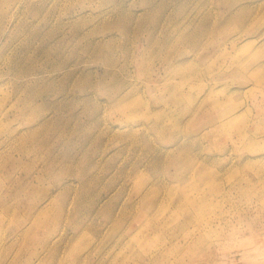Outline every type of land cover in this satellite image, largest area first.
Wrapping results in <instances>:
<instances>
[{
	"label": "rangeland",
	"instance_id": "obj_1",
	"mask_svg": "<svg viewBox=\"0 0 264 264\" xmlns=\"http://www.w3.org/2000/svg\"><path fill=\"white\" fill-rule=\"evenodd\" d=\"M0 264H264V0H0Z\"/></svg>",
	"mask_w": 264,
	"mask_h": 264
},
{
	"label": "bare ground",
	"instance_id": "obj_2",
	"mask_svg": "<svg viewBox=\"0 0 264 264\" xmlns=\"http://www.w3.org/2000/svg\"><path fill=\"white\" fill-rule=\"evenodd\" d=\"M119 7V6H118ZM113 8H115V7H113ZM246 11V10H245ZM248 12V11H247ZM251 12V11H250ZM244 13V12H243ZM201 14V13H200ZM242 14V13H241ZM202 16V15H201ZM172 34H173V32H172ZM180 35V34H179ZM181 36V35H180ZM179 37V36H178ZM175 56V55H174ZM179 56V55H178ZM173 57V56H172ZM176 57V56H175ZM178 60V59H177ZM176 60V61H177ZM171 65V64H170ZM169 66V65H168ZM172 66H174V64L172 65ZM171 66V67H172ZM180 66H181V64H180ZM170 67V66H169ZM178 67V66H177ZM182 67V66H181ZM176 69V68H175ZM183 68H181V70H182ZM173 70V69H172ZM171 70V71H172ZM172 72H175V71H172ZM179 72V71H178ZM119 93V92H118ZM121 94H122V92H121ZM216 98H218V97H216ZM201 105V104H200ZM199 109V108H198ZM200 110H201V108H200ZM170 111V110H169ZM199 114V113H198ZM234 115V114H233ZM231 118V117H230ZM227 119H225V121H226ZM223 121V120H222ZM219 125V124H218ZM219 127V126H218ZM158 151V150H157ZM160 152V151H159Z\"/></svg>",
	"mask_w": 264,
	"mask_h": 264
}]
</instances>
